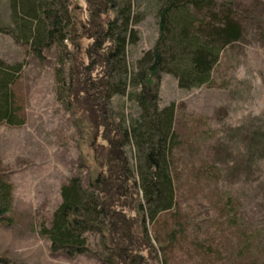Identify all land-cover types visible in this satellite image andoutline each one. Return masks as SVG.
Masks as SVG:
<instances>
[{
	"label": "rangeland",
	"instance_id": "rangeland-1",
	"mask_svg": "<svg viewBox=\"0 0 264 264\" xmlns=\"http://www.w3.org/2000/svg\"><path fill=\"white\" fill-rule=\"evenodd\" d=\"M233 1L245 36L223 51L213 83L183 90L174 76L161 75L159 110L177 106V138L169 156L176 208L147 222L156 253L141 247L139 254L148 264H264V0ZM162 4L133 3L143 20L137 27L139 42L128 51L131 72L159 38ZM69 5L75 41L65 42L68 55L62 64L56 45L45 49L40 59L22 39L15 41L18 20L11 1L0 0V60L22 66L13 92L25 119L22 126L0 125V183L13 188V211L8 215L13 224L0 227V258L11 264H107L106 257L112 255L95 235L89 240L91 253L75 258L52 253L49 240L41 235L42 222L50 223L61 204L63 184L80 176L89 185L98 170L100 141L83 84L84 68L91 64L96 8L88 0H70ZM73 68L83 75L79 72L74 79L70 103L66 88ZM99 72L96 67L93 80ZM109 102L110 116H124L128 125L141 114L127 96ZM135 150L133 145L125 150L131 166L137 160ZM125 213L128 219L136 216L128 209ZM134 232V245L140 246V231L134 227Z\"/></svg>",
	"mask_w": 264,
	"mask_h": 264
},
{
	"label": "trees",
	"instance_id": "trees-1",
	"mask_svg": "<svg viewBox=\"0 0 264 264\" xmlns=\"http://www.w3.org/2000/svg\"><path fill=\"white\" fill-rule=\"evenodd\" d=\"M12 15L19 25L16 42L29 46L36 57L45 49H61L63 64L68 55L65 42L72 41L74 27L70 0H10ZM96 8L92 21L94 43L89 51L91 64L84 68L88 111L98 143V170L85 185L80 176L69 178L60 191L61 204L50 223L42 222L41 235L50 242L52 253L69 258L91 253L90 237L98 236L107 264H148L139 253L151 244L147 222H156L162 214L176 208L174 179L169 156L174 148V122L177 106L159 110L158 92L161 75L174 76L180 89H201L213 83V72L227 48L243 41L245 27L233 0H162L159 9V38L150 51L138 60L131 72L127 61L129 48L139 42L138 25L143 15L133 3L140 0H88ZM161 1V0H160ZM111 18L100 19L104 14ZM22 23H21V22ZM4 32V31H2ZM65 57V58H64ZM96 67L99 76L92 79ZM21 65H7L0 60V125L22 126L13 86ZM80 68L71 70L66 92L74 100V79ZM58 69L57 75L65 77ZM129 93V95H128ZM74 95V96H73ZM125 97L138 105L141 114L131 125L124 116L109 114V101ZM69 103V104H70ZM72 105V104H71ZM135 146V164L131 166L126 149ZM12 185L0 183V227L13 224ZM135 212L128 219L126 210ZM134 227L142 243L136 240ZM111 238L112 245L108 244ZM0 264H11L0 258Z\"/></svg>",
	"mask_w": 264,
	"mask_h": 264
}]
</instances>
